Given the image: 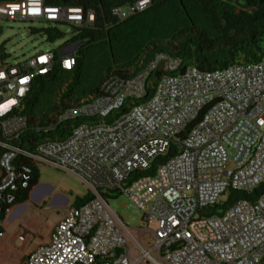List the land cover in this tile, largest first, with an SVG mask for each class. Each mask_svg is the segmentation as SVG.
Instances as JSON below:
<instances>
[{"label": "built area", "instance_id": "built-area-1", "mask_svg": "<svg viewBox=\"0 0 264 264\" xmlns=\"http://www.w3.org/2000/svg\"><path fill=\"white\" fill-rule=\"evenodd\" d=\"M148 4L142 0L112 13L124 20ZM93 18L90 10L43 0L0 3V19L10 21L82 27ZM78 46L60 45L13 65L0 58V214L9 213L15 194L29 189L38 164L78 178L91 196L63 212L49 243L29 252L23 264H260L264 194L254 203L236 202L221 217L199 212L228 189L250 193L264 185V57L205 72L178 71L179 60L156 55L136 73H110L96 95L52 114L45 125L34 119L35 130L44 134L61 123L84 122L65 139L21 149L30 121L22 111L33 78L55 64L72 71ZM158 68L178 72L154 85L148 78ZM148 87L153 92L145 102H131L106 122L126 101L146 97ZM171 148V158L158 163L152 176L139 177ZM113 194H125L144 221L156 224L149 250L140 244L147 231L135 239L109 207Z\"/></svg>", "mask_w": 264, "mask_h": 264}, {"label": "trees", "instance_id": "trees-1", "mask_svg": "<svg viewBox=\"0 0 264 264\" xmlns=\"http://www.w3.org/2000/svg\"><path fill=\"white\" fill-rule=\"evenodd\" d=\"M12 1L16 0H0V3ZM139 1L142 0H43L47 6L79 7L85 12L90 10L94 18L91 24L82 27L64 24L73 34L64 45L79 44L72 71L66 72L55 64L47 75L33 78L22 111V115L28 117L30 121L22 134L21 149L32 150L44 139H65L72 128L84 122V120H76L61 123L54 126L48 134H44L35 130L34 119L38 118L39 124L45 125L50 121L49 117L52 114L69 107L70 104L75 105L89 95H96L101 83L110 73L118 75L127 71L136 73L156 55L179 60L181 65L178 71L195 67L205 72L221 70L233 65L257 64L264 57V0H149L145 9L124 20H119L112 13L115 9L133 6ZM140 15L153 17L155 25L165 29L160 38L151 40L148 54L144 57L145 61L137 56L118 69L107 68L92 85L84 87L81 75L85 50L114 41L117 28ZM59 25L48 23L47 28L31 30L30 34L42 32L48 42L52 43L64 36ZM7 57L3 47H0L2 61H6ZM55 57L57 58V55ZM177 72L162 71L158 68L151 73L148 80L155 85L161 76L173 75ZM146 92L147 96L140 100L126 101V104L115 111L113 116L110 115L106 122L111 121L112 117L116 118L123 114L131 102L134 105L145 102L153 89L148 87ZM174 151L171 148L168 155L155 160L151 169L141 173L139 177L152 176L156 165L171 158ZM37 182L38 172L33 168L29 189L15 194L14 204L25 202ZM263 194L264 185L258 186L250 193L228 189L215 205L202 209L199 215L221 217L236 202L243 200L254 203ZM109 197L113 196L109 195ZM90 199L88 193L81 198L76 197L72 207L78 208ZM4 218V214H0L1 222ZM260 264H264V257Z\"/></svg>", "mask_w": 264, "mask_h": 264}, {"label": "rangeland", "instance_id": "rangeland-1", "mask_svg": "<svg viewBox=\"0 0 264 264\" xmlns=\"http://www.w3.org/2000/svg\"><path fill=\"white\" fill-rule=\"evenodd\" d=\"M153 21L154 18L150 16H137L117 28L114 41L87 48L81 75L82 85H92L107 68L118 69L137 56L145 61L151 40L160 38L165 31ZM47 27L48 23L41 20L0 19V47H3L8 56L7 64L24 62L41 53L56 50L73 36L70 28L64 24L59 25L64 36L52 43L48 42L42 32L30 34L31 30ZM261 131L264 133V122ZM35 168L38 172L35 186H43V192L45 187H49L51 192L44 193L39 201L29 198L21 204L25 208L12 221L9 219L14 208L6 215L2 225L3 237L0 239V264H23V259L29 252L48 244L52 229L61 220L62 213L72 206L76 197L81 198L87 193L85 185L67 172L43 164H38ZM57 196L61 199H57ZM64 199L67 201L65 205L58 204ZM107 203L135 239L139 233L147 231L140 237V244L145 250H149V231L153 232L156 224L144 221L143 214L125 194H113V197L107 199Z\"/></svg>", "mask_w": 264, "mask_h": 264}, {"label": "crops", "instance_id": "crops-1", "mask_svg": "<svg viewBox=\"0 0 264 264\" xmlns=\"http://www.w3.org/2000/svg\"><path fill=\"white\" fill-rule=\"evenodd\" d=\"M43 186H41V185H37V186H35L33 189H32V191L29 193V196H28V199L26 200V201H28L29 200V198H33V199H35V201H39L41 198H42V196L44 195V193H48V191L49 192H51V188H49V187H45V192H43ZM36 191H37V193H36ZM57 199H61L59 196H57L56 197ZM66 200L64 199L63 200V202H59L58 204H61V205H65L66 204ZM24 203V202H23ZM23 203H17V204H15L12 208H14L13 210H12V215H11V217H10V219L9 220H11L12 221V219L13 218H15V217H17V216H19V214H20V212L23 210V208H25L24 207V205H21V204H23ZM11 208V209H12ZM10 209V210H11ZM10 212V211H9ZM6 217V216H5ZM5 219V218H4ZM4 221V220H3ZM3 221H2V225H3ZM1 229H2V231H3V226H1Z\"/></svg>", "mask_w": 264, "mask_h": 264}, {"label": "clouds", "instance_id": "clouds-1", "mask_svg": "<svg viewBox=\"0 0 264 264\" xmlns=\"http://www.w3.org/2000/svg\"><path fill=\"white\" fill-rule=\"evenodd\" d=\"M34 187H35V186H34ZM34 187H33V188H34ZM33 188H32V189H33ZM31 191H32V190H31ZM31 191H30V192H31ZM14 205H15V204H14ZM14 205H13V206H14ZM13 206H12V207H13ZM12 207H11V208H12ZM5 216H6V215H5ZM1 226H2V225H1ZM1 230H2V229H1ZM2 232H3V231H2Z\"/></svg>", "mask_w": 264, "mask_h": 264}, {"label": "snow or ice", "instance_id": "snow-or-ice-1", "mask_svg": "<svg viewBox=\"0 0 264 264\" xmlns=\"http://www.w3.org/2000/svg\"><path fill=\"white\" fill-rule=\"evenodd\" d=\"M11 103H14V101H12Z\"/></svg>", "mask_w": 264, "mask_h": 264}]
</instances>
